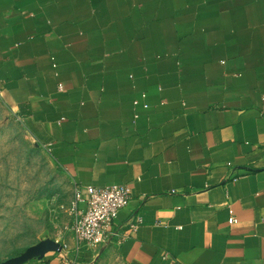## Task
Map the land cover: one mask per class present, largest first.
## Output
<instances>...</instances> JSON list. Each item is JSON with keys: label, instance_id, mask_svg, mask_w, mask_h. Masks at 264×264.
I'll use <instances>...</instances> for the list:
<instances>
[{"label": "crops", "instance_id": "crops-1", "mask_svg": "<svg viewBox=\"0 0 264 264\" xmlns=\"http://www.w3.org/2000/svg\"><path fill=\"white\" fill-rule=\"evenodd\" d=\"M0 93L74 184L130 188L124 264H264V0H0ZM66 243L39 264L97 249Z\"/></svg>", "mask_w": 264, "mask_h": 264}, {"label": "rangeland", "instance_id": "rangeland-1", "mask_svg": "<svg viewBox=\"0 0 264 264\" xmlns=\"http://www.w3.org/2000/svg\"><path fill=\"white\" fill-rule=\"evenodd\" d=\"M73 188L71 177L0 93V264H39L73 236ZM87 263L124 264L106 243L97 245Z\"/></svg>", "mask_w": 264, "mask_h": 264}, {"label": "built area", "instance_id": "built-area-1", "mask_svg": "<svg viewBox=\"0 0 264 264\" xmlns=\"http://www.w3.org/2000/svg\"><path fill=\"white\" fill-rule=\"evenodd\" d=\"M130 198V188L126 184L114 183L104 187L87 185L80 187L74 184L71 203L72 234L77 245L97 246L111 240L116 233L114 220L118 211L126 205ZM79 203H84L80 207ZM237 221L232 210H229L228 223ZM138 218L131 217L129 225L132 230L137 227ZM62 249L67 248L62 243Z\"/></svg>", "mask_w": 264, "mask_h": 264}, {"label": "water", "instance_id": "water-1", "mask_svg": "<svg viewBox=\"0 0 264 264\" xmlns=\"http://www.w3.org/2000/svg\"><path fill=\"white\" fill-rule=\"evenodd\" d=\"M57 246H59V248H61V246L59 244Z\"/></svg>", "mask_w": 264, "mask_h": 264}]
</instances>
